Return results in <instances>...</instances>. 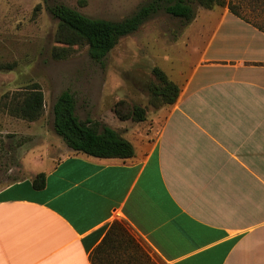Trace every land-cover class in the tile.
Returning <instances> with one entry per match:
<instances>
[{
  "label": "crops",
  "instance_id": "crops-1",
  "mask_svg": "<svg viewBox=\"0 0 264 264\" xmlns=\"http://www.w3.org/2000/svg\"><path fill=\"white\" fill-rule=\"evenodd\" d=\"M236 20L247 30L208 37L133 158L70 151L44 189L36 174L0 189V264H92L114 221L161 264H264V33Z\"/></svg>",
  "mask_w": 264,
  "mask_h": 264
},
{
  "label": "rangeland",
  "instance_id": "rangeland-1",
  "mask_svg": "<svg viewBox=\"0 0 264 264\" xmlns=\"http://www.w3.org/2000/svg\"><path fill=\"white\" fill-rule=\"evenodd\" d=\"M148 1L0 0V189L14 180L47 173L69 154L53 129L52 108L62 92L73 94L80 120L99 122L130 142L146 138L148 131L151 138L159 127L156 111L149 105L152 67L179 83L211 34L247 30L236 19L264 27V0H221L223 6L210 10L193 4L195 18L190 23L163 12L152 15L134 34L120 39L102 62L93 61L82 45L73 46L66 58L53 57L59 47L58 20L49 8L63 4L89 18L120 21ZM32 83H38L43 92L44 108L38 119L26 121L2 110L3 100ZM119 100L145 108L146 121H119L112 111ZM123 225L141 248L146 264H161Z\"/></svg>",
  "mask_w": 264,
  "mask_h": 264
},
{
  "label": "trees",
  "instance_id": "trees-1",
  "mask_svg": "<svg viewBox=\"0 0 264 264\" xmlns=\"http://www.w3.org/2000/svg\"><path fill=\"white\" fill-rule=\"evenodd\" d=\"M193 4L210 10L223 6L221 0H149L132 14L120 21L93 19L63 4L49 8L58 20L56 43L53 51L55 59L66 58L73 46L87 47L88 56L95 62H102L120 39L134 34L152 15L163 12L184 23L195 18ZM250 24L248 19H241ZM264 33V27L253 25ZM0 65V69L3 68ZM154 81L149 84V105L158 110L176 102L180 88L158 67L151 69ZM2 110L11 116L33 122L43 113V92L38 83L28 85L22 92L3 100ZM76 102L69 91L62 92L53 105V129L67 148L76 154H84L97 159H118L126 161L134 157L133 145L117 131L90 119L80 120L75 114ZM119 121L131 120L136 123L146 121V109L130 106L119 100L112 109ZM17 180H14L15 182ZM45 173H38L32 180L34 190L44 189ZM142 250L128 233L123 223L114 221L101 242L93 250L92 264H146Z\"/></svg>",
  "mask_w": 264,
  "mask_h": 264
}]
</instances>
